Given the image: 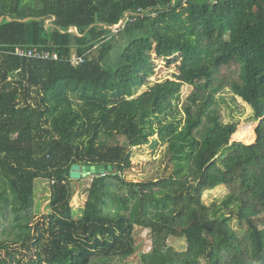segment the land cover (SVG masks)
<instances>
[{"label": "trees", "instance_id": "1", "mask_svg": "<svg viewBox=\"0 0 264 264\" xmlns=\"http://www.w3.org/2000/svg\"><path fill=\"white\" fill-rule=\"evenodd\" d=\"M125 13L137 20L111 30ZM2 16L0 264H113L135 253V226L151 237L142 264H264V0H0ZM160 58L177 72L151 83ZM224 89L251 108L256 145L230 144ZM150 143L169 171L127 180L130 149ZM73 164L103 168L78 217ZM36 179L50 181L41 222ZM170 237L185 249L167 253Z\"/></svg>", "mask_w": 264, "mask_h": 264}, {"label": "rangeland", "instance_id": "2", "mask_svg": "<svg viewBox=\"0 0 264 264\" xmlns=\"http://www.w3.org/2000/svg\"><path fill=\"white\" fill-rule=\"evenodd\" d=\"M177 72V63L169 64L164 59L155 60L154 74L149 78L150 82L162 81L172 78ZM146 89L143 86L138 90V94ZM190 86L185 85L182 89V98L190 91ZM218 101L221 104L224 118L233 122L234 132L230 140V144H241L243 147H252L257 144L258 139L255 133L257 121L253 119L251 108L235 97L228 89L218 93ZM231 147L224 149L223 153L229 151ZM165 146L162 144H148L141 147H133L131 151L132 166L126 171L125 178L132 182L145 181L154 179L169 171L166 167V156L164 154ZM71 187L73 196L71 205L74 209L75 217L81 214V209L87 198L88 188L92 177L85 176L74 180L71 179ZM227 188L221 187L204 193V200L208 203L215 201L220 203L225 197ZM35 222H41L43 215L50 211V181L48 179L35 180V196H34ZM229 211V209H227ZM254 223L259 227L264 225V213L254 217ZM236 226V224H233ZM241 230V229H240ZM134 238L136 251L128 258H119L113 264H142L141 253L151 250V237L148 228L135 226ZM186 247L185 241L180 238L170 237L167 240V253L182 251ZM169 261V255L165 258Z\"/></svg>", "mask_w": 264, "mask_h": 264}, {"label": "built area", "instance_id": "3", "mask_svg": "<svg viewBox=\"0 0 264 264\" xmlns=\"http://www.w3.org/2000/svg\"><path fill=\"white\" fill-rule=\"evenodd\" d=\"M137 16H143L144 10L142 8L137 9ZM154 13V12H153ZM130 13H125L124 18L126 20L135 21L137 20V16L130 18ZM15 55L21 57H28L34 59H41V60H58L59 57L57 53L49 51L47 49H40L37 47H24V46H16L13 50ZM70 62L73 65H79L84 62V55L83 56H75L73 55L70 58Z\"/></svg>", "mask_w": 264, "mask_h": 264}, {"label": "water", "instance_id": "4", "mask_svg": "<svg viewBox=\"0 0 264 264\" xmlns=\"http://www.w3.org/2000/svg\"><path fill=\"white\" fill-rule=\"evenodd\" d=\"M2 19H3V16L0 17V22ZM124 21H125V18H123L117 26H111L110 29L113 31L119 29L123 25ZM71 28L76 32L75 27L72 26ZM102 170L103 168L100 166H95V165L86 166V165L73 164L70 167L69 177L70 179L77 180V179L83 178L88 175L97 174Z\"/></svg>", "mask_w": 264, "mask_h": 264}]
</instances>
